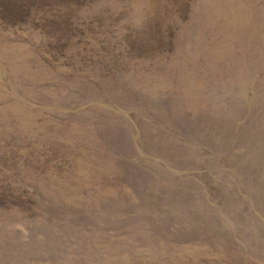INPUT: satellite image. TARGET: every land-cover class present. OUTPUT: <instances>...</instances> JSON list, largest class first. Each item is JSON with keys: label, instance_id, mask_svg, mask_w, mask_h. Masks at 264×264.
<instances>
[{"label": "rangeland", "instance_id": "rangeland-1", "mask_svg": "<svg viewBox=\"0 0 264 264\" xmlns=\"http://www.w3.org/2000/svg\"><path fill=\"white\" fill-rule=\"evenodd\" d=\"M0 264H264V0H0Z\"/></svg>", "mask_w": 264, "mask_h": 264}]
</instances>
